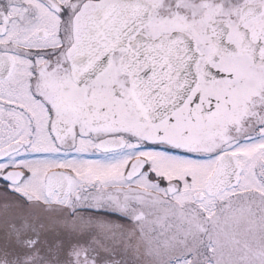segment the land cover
Segmentation results:
<instances>
[{"label":"snow or ice","instance_id":"1","mask_svg":"<svg viewBox=\"0 0 264 264\" xmlns=\"http://www.w3.org/2000/svg\"><path fill=\"white\" fill-rule=\"evenodd\" d=\"M0 264H264V0H0Z\"/></svg>","mask_w":264,"mask_h":264}]
</instances>
